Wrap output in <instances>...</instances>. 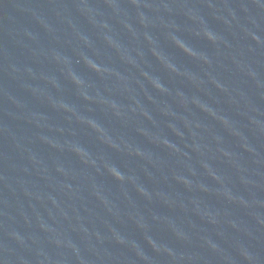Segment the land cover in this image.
Masks as SVG:
<instances>
[{
  "label": "water",
  "instance_id": "1",
  "mask_svg": "<svg viewBox=\"0 0 264 264\" xmlns=\"http://www.w3.org/2000/svg\"><path fill=\"white\" fill-rule=\"evenodd\" d=\"M0 264H264V0H0Z\"/></svg>",
  "mask_w": 264,
  "mask_h": 264
}]
</instances>
